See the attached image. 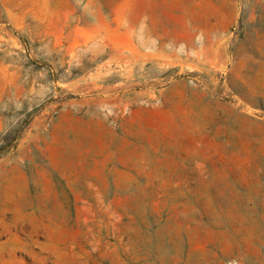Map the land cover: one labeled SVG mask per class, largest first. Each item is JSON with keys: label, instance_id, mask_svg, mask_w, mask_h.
Masks as SVG:
<instances>
[{"label": "rangeland", "instance_id": "obj_1", "mask_svg": "<svg viewBox=\"0 0 264 264\" xmlns=\"http://www.w3.org/2000/svg\"><path fill=\"white\" fill-rule=\"evenodd\" d=\"M0 264H264V0H0Z\"/></svg>", "mask_w": 264, "mask_h": 264}]
</instances>
